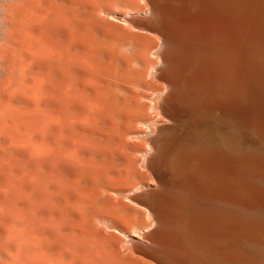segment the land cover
Returning a JSON list of instances; mask_svg holds the SVG:
<instances>
[{"label": "bare ground", "instance_id": "bare-ground-1", "mask_svg": "<svg viewBox=\"0 0 264 264\" xmlns=\"http://www.w3.org/2000/svg\"><path fill=\"white\" fill-rule=\"evenodd\" d=\"M263 263L264 0H0V264Z\"/></svg>", "mask_w": 264, "mask_h": 264}, {"label": "rangeland", "instance_id": "rangeland-1", "mask_svg": "<svg viewBox=\"0 0 264 264\" xmlns=\"http://www.w3.org/2000/svg\"><path fill=\"white\" fill-rule=\"evenodd\" d=\"M140 127H141V125H140ZM264 264V263H263Z\"/></svg>", "mask_w": 264, "mask_h": 264}]
</instances>
